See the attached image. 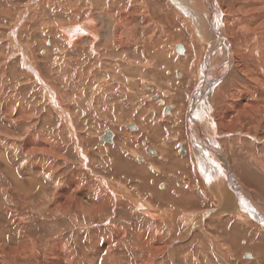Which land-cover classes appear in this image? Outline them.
I'll return each mask as SVG.
<instances>
[{
	"label": "bare ground",
	"instance_id": "1",
	"mask_svg": "<svg viewBox=\"0 0 264 264\" xmlns=\"http://www.w3.org/2000/svg\"><path fill=\"white\" fill-rule=\"evenodd\" d=\"M54 1H57V5H55L61 11L60 15L69 13L68 15L71 18H68L66 22L61 21L58 24L44 26L41 30L43 37L51 33L61 39L63 45L57 44L54 40L55 45L52 48L56 51V55L59 52L70 54L85 52L88 56L87 59L86 56L85 58L78 56L79 53L75 54L78 61L76 62L77 68H79V63L81 65L82 60L86 66L80 71L77 69L79 73L76 72L74 76L72 75L71 78L66 80L72 85V91H70L72 92L71 103L76 101L77 96L80 95L81 97L83 92L91 87L95 77L99 80L95 89V95L97 96L94 95L95 97L91 100L92 105H97L99 97L108 96V92L114 89L120 90V87L130 89L131 87L126 83H130L133 79H140V86L136 92L134 91L135 88H133V91L137 94L141 93L140 100L146 99L145 101L150 102L147 103L148 106H145L146 112L145 109H142L140 114L135 112L138 115L135 118L137 121L144 120L150 110L156 109L157 112H162L163 108L164 111L165 109L168 111L167 115L164 114L168 116L164 118L165 121L170 122L171 118L175 121L177 119L181 120L182 114L185 119L188 138L186 144L189 151L193 152L194 172L201 185L198 187L193 185L188 177L182 180L184 185L177 189V182L180 180L176 178L174 171L186 158V156L180 158L177 154L180 151V156H184L186 148L184 149V142H181L174 135V131L172 133L170 129L168 139L162 138L159 140L162 143L161 146L165 148L163 151L156 144L152 143L151 146H146L147 144L143 143L145 147L140 151L141 156L151 161L159 153V156L163 157L162 163H166L169 173L172 174L171 176L168 174L170 178H167L165 189H163L168 190L167 194H163L162 189L158 192V195L150 194V191L143 189L142 192L147 196L146 199L139 196L136 200H131L134 210L140 211L145 217L155 222L150 232L148 231L144 235L140 233L137 236V245L134 247L137 253L146 255L147 258V260L138 264L152 262V256L156 253L160 254L162 250L167 251L165 252L166 255L174 261L175 251L164 245L166 241L160 235L164 227H167L168 232L172 234L179 223L186 226L181 234V241L187 240L192 235H200L204 238L203 234L206 233L210 244L215 248L214 251L222 260L224 257H220L221 253L218 250L220 245L205 228L206 220H219L233 216L242 221L246 219H249V222L254 220L264 227V138H261V134L264 133V0H128L127 2L126 0H102V9H98L99 6L94 4V2L100 0H75L74 4H69L70 1L68 0ZM84 1L85 5L82 4ZM52 2L53 0H30L25 8L20 11L19 21L9 36L12 41V44L10 43L11 55L23 57V69L25 74L28 75L27 77L32 80L31 86L39 87V93L45 96L44 106L51 108L60 120L68 126L72 145L83 165L82 167L86 166L85 168L90 172L89 155L79 144L72 124L73 116L68 113L67 108L63 107L64 101L61 99L63 96H60L55 87L49 85L42 75V71L35 64L31 47L29 48L20 41L21 36L26 33L30 26L29 19L36 20L38 11L42 7L50 8ZM160 2L163 6H166V11L163 7L162 12L158 11L157 8H160ZM116 3H118V7L113 9L112 7ZM63 7H68L67 13H64ZM161 13L162 18L160 19ZM81 14L85 17V21L78 22L77 18L81 17ZM176 20H182L181 28L177 26ZM184 31L186 32L185 35L188 36L187 40L183 37ZM20 34L22 35L20 36ZM176 37H178V41L175 39ZM204 44L208 46L206 56H203L200 52L201 49L198 48ZM58 57L57 60L49 62L45 59L48 73L54 70L56 66L69 61L64 56ZM104 59L112 63L113 71L107 70L108 64L105 63ZM173 61H176L175 64L179 61L182 62L179 69L188 77L198 74L199 79L202 78V81H199V85H197L198 88L195 89L193 96L190 98V102L186 106L178 105L177 108L169 104L167 106V103H170V100L173 99H171L170 91L174 92L177 89L170 80L167 81L168 77H164L165 73L170 74V69L177 66L173 65ZM196 65L197 71L195 72ZM65 71H68V69H65ZM97 71L102 75L106 73V75L98 76L95 74ZM1 72L2 69L0 68V74ZM106 78L109 82L105 80ZM158 81L166 82L168 87L165 91L157 89L158 95H153L151 93L152 89L147 85L149 83L155 84ZM2 82L5 83L6 79ZM115 83H117L116 86H114ZM73 88L75 91H73ZM0 91H4V86L0 87ZM257 92H260V94H257ZM121 98L124 101L123 104H130V97ZM144 100L142 101L143 104ZM15 102L17 101H6L1 106L2 112L15 122L21 121L23 115H26V119H32L34 114L32 108L24 111L19 107L18 110L10 113L11 106ZM136 104L135 102L134 105ZM141 106L142 104L137 105L135 108ZM151 113L152 115L155 114L154 111ZM246 122L249 123V128H247ZM130 123L131 126H134L133 130L137 131L141 128V124L139 127L132 122ZM130 123L126 124L127 128ZM155 124H158V122L155 121ZM201 127H204L207 131L204 135ZM105 132L107 133L105 134ZM99 139L104 142L107 148L116 145L114 131L103 130ZM169 140L183 143L182 147H180L182 144H179V151L176 150L174 153L175 161L173 163H171V156L167 153ZM124 143L126 142L124 141ZM251 144H254L255 148ZM175 145L177 144L172 143L173 147ZM24 147L25 151L28 150L27 154H31L32 149L36 147L40 150H50L49 142L37 141L32 137L26 138ZM259 147L262 149L258 150ZM132 151L136 154L134 150ZM106 152L108 151H103V153ZM166 154H168V157ZM141 156H136V158L143 161L144 159ZM113 159L115 160L116 157H113ZM187 163L188 161L186 165ZM243 164L246 165L242 166ZM157 165L161 166V163ZM248 165L250 168L259 169L261 173L255 171L256 169H252L250 174L251 169L246 167ZM120 167L123 173L127 175V181H129L128 179L135 181L137 183L135 186L140 185V188L150 186V181H145L152 170L148 166L137 165L132 167V165H123ZM56 168L54 164H50L49 168H45L42 163H35L32 164L30 170L39 174V171H43V173L49 170L50 173L57 172ZM253 173H256L257 176H254ZM93 179V184L77 189L78 181L73 176H69L65 185L58 189V192L56 191L57 198L53 202V207H50L47 212L49 213L52 208H55L59 212L58 215L64 217L71 210L80 207L81 199H86V204L97 209L103 204H116L119 200L128 198L129 190L124 185L115 183L113 180L97 179L95 176ZM57 181L56 176H50V183L57 185ZM245 181L253 184L255 189L261 186V191L253 190ZM171 183H174V185H171ZM153 189L151 192L154 191ZM72 192H76L75 206L73 205L74 201L71 199ZM196 192L201 196L195 197ZM156 196L159 198L167 196L166 200H176L179 203H190L197 200V198H201V200H203L202 198H209L212 201V208H207L198 213H174L168 209L166 211L162 210L161 214H165L164 216H157L148 213L153 210V206L150 205L151 203L148 200H153L155 199L153 197ZM109 222L107 229L111 231V237L101 245L91 242L88 246V253L83 254L84 263L105 253L110 260L103 259L101 264H112L110 262L111 259L114 261L116 250L114 244L120 243L121 247H126V244H124V231L116 228L113 222ZM249 222L248 225H250ZM76 223L77 221L74 220V224ZM87 225L83 224L82 226L80 224L79 227L90 228V225ZM66 245L64 239L59 235L53 243L50 242L46 245L45 253H48L51 257L47 264L73 263L76 257H74V253L71 254L72 251L70 252ZM196 245L198 246V244ZM29 247L31 256L37 258L35 244L29 241ZM147 247L149 249L145 250ZM0 254H4V257L11 263L16 262L13 248H5L0 251ZM248 256L251 257L247 254L245 259ZM132 257H134V254Z\"/></svg>",
	"mask_w": 264,
	"mask_h": 264
},
{
	"label": "rangeland",
	"instance_id": "2",
	"mask_svg": "<svg viewBox=\"0 0 264 264\" xmlns=\"http://www.w3.org/2000/svg\"><path fill=\"white\" fill-rule=\"evenodd\" d=\"M28 1L30 0H0V68L2 69L0 74V87L4 86V91H0V251L5 248H13L15 251L14 258L16 259L15 263H11L4 257V254H0V264H47L51 257L48 253H45V246L50 244V242L53 243L58 235L64 239L67 248H69L70 252L72 251L71 254L74 253V257H76L75 261L71 264H101L103 259L110 260L105 253H102L103 256L98 255L99 257L96 256V258H92L87 263L83 262V254L86 252L88 253V246L91 242L101 245L106 239L111 237V231L107 229V227H109V221L113 222L116 228L124 231V244H126V247H121L120 243L114 244V248L116 249L114 254L115 258L114 261L111 259L110 263L138 264L139 262L145 261L147 260L146 255L137 253L134 246L137 245V236L140 233L144 235L148 233V231L150 232L155 222L145 217L140 211L134 210L135 208L132 206L131 200H136L139 196L146 199L147 196L143 194V189L150 191V194L158 195L161 189H165L166 180L170 178L168 174L171 176L172 173H169L166 163H162L163 157L159 156V153L158 156L151 161L141 156L140 151L145 147L143 143H146V146H151L152 143L156 144L160 150L163 151L165 148L161 146L162 143L159 140L162 138L166 139L170 129L172 133L174 131V135L177 136L181 142H184V149L186 148L184 156H180L179 144H182L180 146L182 147L183 143L178 141V143L172 142L171 140L168 142L170 144H168L167 153L171 156V163L175 161L174 153L176 150L179 151L177 155L180 158H185L186 156L185 160H182L177 170L174 171V175L180 180L177 182V189L184 185L182 180L188 177L193 185L197 187L201 185L199 178L196 177V173L194 172V164L192 161L193 152L191 153L187 148L188 145L186 142L188 138L183 114L181 120L177 119L175 121L171 118L169 122L164 120V118L168 117L164 115V108L162 112L160 111L163 114L157 112L155 109L150 110L144 120L137 121L135 119L138 116L137 114H140L142 109H145L146 112L147 109L145 106H148L150 102L145 101L146 99L140 100V97H142L140 96L141 93H135L140 86V79H133L130 83H126L131 87L130 89L125 87L124 89L120 87V90L114 89L108 92V96L103 98L99 97L97 105H92L91 100L97 96L95 95V89L98 84L97 81L99 80V78L97 79L95 77L91 87L87 91H84L81 97L80 95L77 96L76 101L71 103L72 92L70 91H72V85L66 80L86 66L85 62L82 60L81 65L79 63V68H77L76 62L78 61L75 54L79 53L78 56L81 58H85L86 56L87 59L88 56L85 52L71 54L59 52L56 55V51H54L52 47L55 45V41L59 45L62 44L61 39L55 37L51 33L43 37L41 30H43L44 26L58 24L59 22L61 23V21L66 22L68 18H71L68 15L69 13L66 12L68 7H63L64 10L62 8L64 13L67 14L60 15L61 11L58 9V6H56L57 1L53 0L55 3L52 2L50 8L42 7V10L40 9L38 11V18L36 20H31L32 18L29 19L30 26L26 33L23 35L20 34V36L22 35L20 41L29 48L31 47L30 49L34 55L35 64L39 67L40 71H42V75L46 78L48 84L55 87L57 90L56 92L60 96H63L61 98L62 101H64L63 107L67 108L68 113L73 116L72 124L79 144L85 150L86 154L89 155L88 165L90 172H88L85 168L86 166L82 167L83 165L75 152L68 126L60 120L58 115L51 110V108L44 106L43 102L45 96L39 93V87L31 86L32 80L27 77L28 75L25 74V70L23 69V57L11 55L10 43L12 44V41L9 36L19 21L18 16L20 11L25 8ZM68 1H70L69 4L75 3V0ZM127 1L128 0H126V2ZM101 2L102 0L94 2V4L99 6L98 9H102ZM82 4L85 5V1L82 2ZM159 6L160 8H157L158 11H163V8L166 11V6H163L162 2H160ZM117 7L118 3L112 8L116 9ZM159 18H162V13ZM77 21H85L83 14H81V17L77 18ZM176 24L181 28L183 24L182 20H176ZM185 34L186 32L184 31L183 37L186 39L188 36ZM177 38L178 37L175 39L178 41ZM198 48L201 49V54L206 56L208 46L204 44L203 46L200 45ZM186 54L188 53L186 52ZM58 56H64L69 61L60 66H56L54 70L48 73L45 61L57 60V58H59ZM175 62L176 61H173L172 63L177 66L170 69L171 72L169 70L170 74L165 73L164 77H168L167 81L170 80L172 85L176 86L177 89L174 92L172 90L170 91L171 94L173 93L172 95L170 94L171 99H173L170 100V103H167V106L170 105L177 108L178 105L182 104L186 106L187 103L190 102V98L193 96L195 89L198 88L197 85H199V81H202V78L200 77V80L198 74L188 77L179 69V67L182 66V62L179 61L177 64H175ZM105 63L108 64L107 70L113 71L112 63L108 60H105ZM65 69H68V71H65ZM196 71L197 65L195 67V72ZM95 74L98 76L102 75L99 71ZM103 75H106V73ZM4 79H6L5 83L2 82ZM105 80H107V78ZM116 84L117 83H115L114 86H116ZM78 86L82 89L80 84H78ZM99 86L101 85L99 84ZM147 86L152 89L151 93H153V95H158V90L165 91L168 87L166 82L162 83L160 81L155 84L149 83ZM79 87L78 91L80 92ZM133 88H135V92ZM73 91H75L74 88ZM257 94H260V92H257ZM14 96L16 97L15 99ZM126 96L130 97V104H123L124 101L121 97ZM10 100L17 101L11 106L10 113L18 110L19 107L24 111L32 108V110L34 109L32 119H26V115H23L20 119L22 122L10 120L1 109V106L6 101ZM143 100L146 103L144 102L143 104ZM125 101L127 100L125 99ZM135 102L137 103L136 105H134ZM140 104H142L141 107L135 108ZM153 111L155 112V114L153 113L154 115L151 113ZM135 112H137V114H135ZM155 121H157L158 124H155ZM130 122L139 127L141 124L142 129L139 128L137 131L133 130ZM127 123H130L128 128L126 126ZM246 123L247 128H249V123ZM105 129L114 131L116 135V145H114V147L107 148L104 142L99 139L100 134ZM201 129L204 135L207 131L204 127H201ZM27 137H32L37 141L49 142L50 150H40L36 147L32 149L31 154H27L28 150L25 151L24 147V141ZM261 138H264V133L263 135L261 134ZM124 141L126 143H124ZM172 143H176L177 145L173 147ZM251 145L255 148L254 144ZM261 149V147L258 148V150ZM102 150L108 152L103 153ZM128 150L129 152H127ZM132 150H134L136 154ZM138 154L145 161L136 158V156L140 157ZM168 154H166L167 157ZM113 157H116V159L114 160ZM235 158L237 159V157ZM187 161L188 163L186 165ZM35 163H42L45 168H49L50 164H54L57 167V172L50 173L49 170L44 173L43 171H39V174L33 173L30 169L32 164ZM159 163H161V166L157 165ZM123 165H132V167L146 165L149 169H152L145 179V181H150V186L140 188V185L135 186V184H137L135 181L131 179L127 181V175L123 173L120 167ZM244 165L246 164L242 166ZM246 167H249V165ZM250 169V174L252 173V169H256L255 171L261 173L260 170L255 167ZM255 174L253 173L254 176H257V174ZM93 175L97 179H105L106 181L113 180L115 183L124 185L129 190L128 198L119 200L116 204H103L97 209L92 205L86 204V199H81L80 207L71 210L64 217L58 215L59 212H57L55 208H52L51 212H47L50 207H53L52 205L57 198L56 193L58 189L65 185L69 176H73L78 181L77 189H81L94 183ZM50 176H56V178H58L57 185L49 182ZM245 182L253 190H258L257 192L261 191V186L255 189L253 184L247 181ZM171 185H174V183H171ZM152 189L154 190L153 192H151ZM167 193V189L163 190V194ZM194 195L195 197L201 196L198 192ZM75 196L76 192H72L71 199L74 201V206L76 205L74 200ZM153 198L155 199L148 200L151 203L150 205L153 206V210L148 213L157 216H164L165 214H161L162 210L166 211L168 209L174 213H198L207 208H212V201L209 198H202L203 200L197 198V200L190 203H179L176 200H166L167 196H163L162 198L156 196ZM74 220L77 221L76 224H74ZM248 222L249 219L242 221L233 216L219 220L210 219L205 221L204 225L207 232L212 234L213 239L220 245L218 250H220L219 252L221 253L220 257H224L222 260L214 251L215 248L210 244L206 233V235L203 234L204 238L200 235H192L187 240L181 241V234L186 229V226L180 225L179 223V226H176L172 234L168 232L167 227L163 226L164 230L160 237L164 238L163 240L166 241L164 245L168 249L171 248L175 251V260L169 259L165 253L167 251L164 252V250H162L160 254L156 253L152 256V262L147 264H264V227L254 220L249 222L250 225H248ZM80 224L82 226L83 224H88L87 226L90 225V228L79 227ZM151 235L153 236L152 232ZM29 241L36 246L37 258L31 256ZM196 244H198V246ZM77 249L80 250V253ZM148 249L147 247L145 250ZM75 254L78 255L76 256ZM133 254L134 257H132ZM247 254L251 255V257L248 256V258L245 259Z\"/></svg>",
	"mask_w": 264,
	"mask_h": 264
},
{
	"label": "water",
	"instance_id": "3",
	"mask_svg": "<svg viewBox=\"0 0 264 264\" xmlns=\"http://www.w3.org/2000/svg\"><path fill=\"white\" fill-rule=\"evenodd\" d=\"M167 112H168V111L165 109V111H164V114L166 115V114H167ZM106 133H107V132H105V134H106Z\"/></svg>",
	"mask_w": 264,
	"mask_h": 264
},
{
	"label": "flooded vegetation",
	"instance_id": "4",
	"mask_svg": "<svg viewBox=\"0 0 264 264\" xmlns=\"http://www.w3.org/2000/svg\"><path fill=\"white\" fill-rule=\"evenodd\" d=\"M132 128H134V126L132 125Z\"/></svg>",
	"mask_w": 264,
	"mask_h": 264
}]
</instances>
